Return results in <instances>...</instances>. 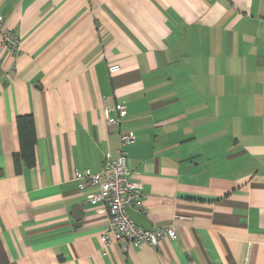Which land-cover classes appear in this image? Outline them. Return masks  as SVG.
<instances>
[{
	"label": "crops",
	"instance_id": "0c3cea01",
	"mask_svg": "<svg viewBox=\"0 0 264 264\" xmlns=\"http://www.w3.org/2000/svg\"><path fill=\"white\" fill-rule=\"evenodd\" d=\"M0 15L19 37L0 47V264H264V0H0ZM29 114L35 161L17 170ZM127 131V212L176 236L124 252L73 172Z\"/></svg>",
	"mask_w": 264,
	"mask_h": 264
},
{
	"label": "built area",
	"instance_id": "2783aa9c",
	"mask_svg": "<svg viewBox=\"0 0 264 264\" xmlns=\"http://www.w3.org/2000/svg\"><path fill=\"white\" fill-rule=\"evenodd\" d=\"M19 37L11 26H6L3 16L0 15V47L8 51L18 48ZM109 72L119 69L117 64L108 66ZM117 114L108 115L106 124L114 127L119 124V118L126 114L122 105L115 106ZM109 110V108L107 107ZM133 131L119 133V148L115 157L106 155L104 163L99 171L92 172L89 169L83 171L74 170L76 179L96 186L98 189L88 197L91 205L101 206L106 210V227L100 234L103 244L118 242L122 251L126 252L130 246L147 243L155 247L157 243L167 237H175L172 226H161L150 230L137 225L129 216L127 209L133 206H141V185L129 178L127 166V153L125 147L134 139Z\"/></svg>",
	"mask_w": 264,
	"mask_h": 264
},
{
	"label": "trees",
	"instance_id": "16d2710c",
	"mask_svg": "<svg viewBox=\"0 0 264 264\" xmlns=\"http://www.w3.org/2000/svg\"><path fill=\"white\" fill-rule=\"evenodd\" d=\"M18 139L19 152L14 154L16 169H19V160L25 165L34 164V146L36 143L35 121L32 115H18L15 119Z\"/></svg>",
	"mask_w": 264,
	"mask_h": 264
},
{
	"label": "water",
	"instance_id": "95a60500",
	"mask_svg": "<svg viewBox=\"0 0 264 264\" xmlns=\"http://www.w3.org/2000/svg\"><path fill=\"white\" fill-rule=\"evenodd\" d=\"M129 215L137 225H141V227H143L144 229H150V226L142 220L143 215L140 211L131 210V212H129Z\"/></svg>",
	"mask_w": 264,
	"mask_h": 264
}]
</instances>
